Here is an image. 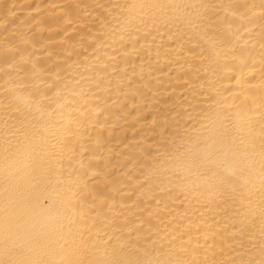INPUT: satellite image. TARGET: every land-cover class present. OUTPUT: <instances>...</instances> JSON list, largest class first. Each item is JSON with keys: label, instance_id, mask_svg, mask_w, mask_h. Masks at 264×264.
<instances>
[{"label": "bare ground", "instance_id": "6f19581e", "mask_svg": "<svg viewBox=\"0 0 264 264\" xmlns=\"http://www.w3.org/2000/svg\"><path fill=\"white\" fill-rule=\"evenodd\" d=\"M0 264H264V0H0Z\"/></svg>", "mask_w": 264, "mask_h": 264}]
</instances>
